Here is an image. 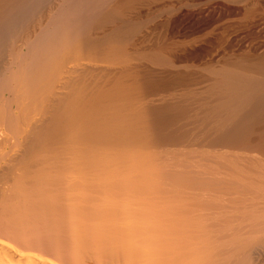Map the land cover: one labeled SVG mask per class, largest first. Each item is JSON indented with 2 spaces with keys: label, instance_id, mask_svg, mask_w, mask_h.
<instances>
[{
  "label": "bare ground",
  "instance_id": "obj_1",
  "mask_svg": "<svg viewBox=\"0 0 264 264\" xmlns=\"http://www.w3.org/2000/svg\"><path fill=\"white\" fill-rule=\"evenodd\" d=\"M137 1L0 0V264H264L263 40L148 93L187 0Z\"/></svg>",
  "mask_w": 264,
  "mask_h": 264
},
{
  "label": "rangeland",
  "instance_id": "obj_2",
  "mask_svg": "<svg viewBox=\"0 0 264 264\" xmlns=\"http://www.w3.org/2000/svg\"><path fill=\"white\" fill-rule=\"evenodd\" d=\"M149 1L150 0H139L135 2V6H137L140 3H147ZM185 2H186L185 7L186 9L189 8V10H186L184 7L185 10L184 12L188 14H186L187 17H185V13L183 12V14L181 15L182 17H180V20L182 22L179 20L181 26L183 25V30H181L178 34H176L172 38L173 40L170 46L162 49L161 54L155 56L151 60L150 58L147 57L148 59L146 63L149 66L146 67V69L147 71L154 72V74L156 75L155 76L156 78L154 77L156 81H153L154 83L150 82L149 84L153 83L156 85V82H158L156 86L152 84L150 86L147 84L149 88L146 86L147 87L146 92L148 93L149 92L153 93L156 91L161 92L162 90L168 91L169 89L171 90L173 87L177 90L180 88L184 89L185 87L192 88L190 86H194V87L204 86L205 85L204 77L208 73V67L210 66L211 63H214L215 60L209 61L211 59V56L208 52L210 42L209 43L202 42L201 38H198V36L207 30L213 29L218 25V23L220 24V26H222V24L226 25L228 22H231L235 30L234 31L235 34L234 32H232L233 33L232 38L230 37L233 43L235 41L236 43L237 41L239 43L243 41L246 37L247 38L246 40L249 39L250 43L256 44L255 41L259 43L261 40H263L260 43L264 44V26L263 24H261L262 22L253 20L252 22L246 25L247 27L245 25H243L242 27L241 25V23H243L242 21L246 19L245 16H244L245 18L243 17V14L246 15L248 11L249 12L253 11V9L254 11L264 10V0H187ZM212 2H215L217 5L220 4L222 6L220 8L223 9V11L225 10L227 11H225L224 13L222 12L217 13L215 12V10L212 9H209L208 12L205 11L204 9L206 7L204 6L209 5ZM198 10L199 11L202 10L203 12L201 11V13L203 14H199ZM246 10L247 12H245ZM191 13L193 17H190ZM154 25L156 27L154 26L155 28L153 32L149 34V36L147 37L149 42H151L152 40H156V38L160 36L162 30L161 25H157V24ZM243 28L246 29H244L243 31ZM236 30H238L239 33ZM240 31L243 34H241ZM236 33L241 35L239 36ZM249 41H247V43L246 41H243L241 43L244 45H248ZM174 47L178 48L177 53L172 52L171 48ZM219 63H220L219 61H216V66H219ZM159 80H161L160 81L161 84L159 83ZM183 84H186V86H183ZM182 89L180 91H182ZM173 131H167L165 133L157 134V136H155L156 142H158L159 144L162 143L164 144L176 140L185 141L186 139L190 138L188 131L185 130L177 131L175 129Z\"/></svg>",
  "mask_w": 264,
  "mask_h": 264
}]
</instances>
